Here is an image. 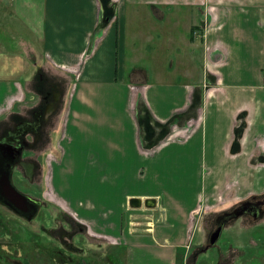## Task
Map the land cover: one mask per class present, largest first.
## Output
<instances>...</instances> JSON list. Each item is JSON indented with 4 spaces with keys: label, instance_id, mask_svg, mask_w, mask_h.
Masks as SVG:
<instances>
[{
    "label": "crops",
    "instance_id": "0c3cea01",
    "mask_svg": "<svg viewBox=\"0 0 264 264\" xmlns=\"http://www.w3.org/2000/svg\"><path fill=\"white\" fill-rule=\"evenodd\" d=\"M110 2L113 15L104 23L101 0H0V130L51 99L56 69H75L71 83L61 78L71 87L60 139L114 202L105 206L98 189L96 201L65 198L91 231L112 242L104 246L105 264H190L214 216L236 202L220 205V198L233 184L264 179L257 170L264 166V0ZM143 9L164 23V52L185 46L168 63L172 79L163 72L151 80L155 69L136 49L127 55L111 48L122 45L129 20L140 22ZM242 188L235 200L256 193ZM133 198L142 206L133 208ZM136 212L146 213L143 228H133ZM245 220L224 231L214 264L231 245L250 251L238 264H264V247Z\"/></svg>",
    "mask_w": 264,
    "mask_h": 264
},
{
    "label": "rangeland",
    "instance_id": "374dc122",
    "mask_svg": "<svg viewBox=\"0 0 264 264\" xmlns=\"http://www.w3.org/2000/svg\"><path fill=\"white\" fill-rule=\"evenodd\" d=\"M147 11L145 12V9H143L140 22L129 20L125 41L122 42L120 47L113 42L111 48L114 51L120 48L122 52L126 51L127 55H130V51L136 49L141 63L146 64L150 71L155 69V71L150 73L151 80L162 79L164 76L161 73L163 72H167L164 78L172 79L173 75L169 71L170 69L168 70V63L171 60H175L177 54L181 55L185 46L180 44L177 48V45H174V50L171 48V50L164 52L163 43L160 42L161 40L158 37L164 23L156 21L151 11L149 10V13ZM164 11L171 12L174 10L165 9ZM132 14L130 15V11H128L130 17H132ZM185 30L186 25H181V35L182 33L186 34L184 33ZM181 41L183 40L181 39ZM194 52V64L200 71V79V75L202 76L203 73L202 59L200 58V51ZM159 69H164V71H159ZM68 70L72 73L75 69L69 68ZM71 73L57 69L56 72L52 73L55 79L53 85L55 86L57 102L52 104L53 112L45 120L47 135L35 154L37 160L41 163L39 169L34 171L31 168L32 172L34 171V175L32 178L29 177L27 174V171L31 170L28 166L30 162L27 163L29 159H25L23 161L24 164L18 165L16 169L15 184L22 191L30 193V196L40 204V209L36 216L32 220H29L0 205V264H84L83 262L86 261H89L86 264H91L92 262L93 264L106 263L104 246L112 244V242L103 236L105 234L96 232L95 230L91 231L88 223L85 224L79 218L77 211L72 209L70 202L66 199L87 201L90 197L96 201L98 189L100 196L103 197L105 206L112 205L114 202L111 199L109 200L105 193L101 192L102 186L97 187L95 184L96 177L91 168L86 167V164L81 163V161H77L74 152L76 151L75 147L69 141H62L60 139L66 123V108L69 98L66 96L71 87V84L69 87L64 85L65 81L61 78L66 80V76L63 75H67L68 83H71V80L74 79V73L73 76ZM196 75L198 78V73ZM60 79L63 82L62 85H64L62 87L64 93V96L61 95L62 99L59 98V87H57L58 82H56ZM68 133H71V131ZM69 155H71L72 161L70 159L67 160ZM261 156L263 157L259 161L264 162V154ZM257 170H260V174L262 175L264 166L261 167L257 164ZM243 186L246 191H250L253 188L256 191L255 194H261L264 192V179H260L259 182L256 181V185H253V187L250 184L246 185V183L244 185L242 182L240 185L233 184L227 193L229 197L224 193V197L220 198V203L218 204L223 205L227 198H231L230 200L236 202L228 204L229 206L226 208L230 209L232 208L231 205L245 199L246 197L242 196V199L235 200L238 196L237 194H239L238 192L240 190L243 191ZM50 192L55 198L50 197ZM128 211L130 214L132 210L128 209ZM118 212L120 213V211ZM123 216L128 219L125 214ZM131 220H133V228L135 229L146 226H142V223L144 224L148 219L146 218V213L136 212L133 213ZM77 222L85 225L83 227L84 230ZM235 224L236 222H233L232 226ZM212 225L210 224L208 238L216 230V227L213 229ZM206 238L205 229L204 245L196 250V252L201 251V254L196 255L195 253L194 260L196 262L193 260L190 264H214L213 260L216 259V249L220 251L223 239L219 237L215 245L211 246L210 240L207 241L208 238ZM240 239L237 237V240ZM233 244L235 243L233 242ZM207 246H210L209 250L204 252L203 247ZM235 247V245H231L227 254H220L218 264H238L237 262L243 257L242 252L239 249H235ZM83 256L85 261L82 260ZM250 264L259 263L254 261Z\"/></svg>",
    "mask_w": 264,
    "mask_h": 264
},
{
    "label": "flooded vegetation",
    "instance_id": "af4514ba",
    "mask_svg": "<svg viewBox=\"0 0 264 264\" xmlns=\"http://www.w3.org/2000/svg\"><path fill=\"white\" fill-rule=\"evenodd\" d=\"M47 95L52 96L51 99L45 101V103H41L38 106V109H36L31 114L29 119L16 120L13 127L0 130V174L3 171V168H5V165L11 164V178L14 186L17 188V190H19V192L27 196L28 199L32 201V203H37L39 205V209L40 204L37 202V200H34L30 196V193L19 189L15 184L14 179L17 172V166L24 164L23 161H25V159H29L27 161V163L30 162L28 166L30 169H34V171H36V169L38 170L41 164L37 160L35 154L47 134V128H45V120L47 119L46 117L51 115L53 112L52 104L57 102V96L54 87H49L47 90ZM47 95L45 98H47ZM32 169L27 171L28 176L31 178L34 175V171L32 172ZM1 199H3L2 195H0V205L6 209H9L10 211H13L8 206H6L1 201ZM231 207L232 208L230 209L226 208L221 210L215 216L213 229H215V227L217 229L219 224H222L220 238L223 236L224 231L230 228L233 222H238V224L241 225L246 221L245 219H250L249 222L254 226V238L256 239L257 243L264 247V192L255 195L252 194L251 196L240 200L236 204H233ZM17 215L23 216L21 214ZM77 223L81 225L82 229L85 227L84 224L80 222ZM210 238L211 236H209L207 241H209ZM244 242L246 243L247 241L244 239ZM247 248L251 247L248 246ZM251 249L253 250V248ZM249 252V250H244V252H242V257L246 256Z\"/></svg>",
    "mask_w": 264,
    "mask_h": 264
},
{
    "label": "water",
    "instance_id": "95a60500",
    "mask_svg": "<svg viewBox=\"0 0 264 264\" xmlns=\"http://www.w3.org/2000/svg\"><path fill=\"white\" fill-rule=\"evenodd\" d=\"M0 175V195L3 196L1 201L17 214H21L27 219L32 220L38 212L39 205L35 202L32 203V201L29 200L27 196L19 192V190H17V188L14 186L11 178V164L5 165V168H3V171ZM155 203L156 202L154 199H146L144 201L146 207H154ZM142 204L143 201L140 198L131 199V206L133 208H139L142 206ZM221 230L222 224H219L217 229L211 235V246L215 245L216 241L220 237ZM209 247L210 246H207L206 249Z\"/></svg>",
    "mask_w": 264,
    "mask_h": 264
},
{
    "label": "trees",
    "instance_id": "16d2710c",
    "mask_svg": "<svg viewBox=\"0 0 264 264\" xmlns=\"http://www.w3.org/2000/svg\"><path fill=\"white\" fill-rule=\"evenodd\" d=\"M102 2V11H103V21L106 23L107 19H110L113 15V7L110 5V0H101ZM175 123V120L173 119L170 121V127ZM180 123V122H179Z\"/></svg>",
    "mask_w": 264,
    "mask_h": 264
},
{
    "label": "built area",
    "instance_id": "2783aa9c",
    "mask_svg": "<svg viewBox=\"0 0 264 264\" xmlns=\"http://www.w3.org/2000/svg\"><path fill=\"white\" fill-rule=\"evenodd\" d=\"M200 109H198V112H199ZM83 224V223H82Z\"/></svg>",
    "mask_w": 264,
    "mask_h": 264
}]
</instances>
